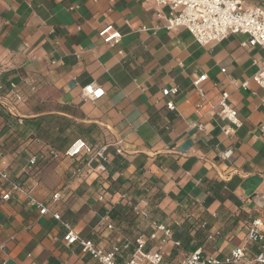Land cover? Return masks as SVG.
Returning a JSON list of instances; mask_svg holds the SVG:
<instances>
[{
    "label": "crops",
    "instance_id": "1",
    "mask_svg": "<svg viewBox=\"0 0 264 264\" xmlns=\"http://www.w3.org/2000/svg\"><path fill=\"white\" fill-rule=\"evenodd\" d=\"M168 12L155 0H0V95L16 82L26 96L12 114L0 107V171L42 202L63 193L56 219L22 194L3 199L0 180V264H98L66 244L65 223L109 250L150 235L154 219L172 227L166 259L178 264L198 246L227 253L251 218H264V89L252 81L264 47H244L247 35L201 45L184 27L167 30L158 14ZM108 25L121 33L117 43L99 34ZM201 73L204 96L192 84ZM90 84L100 98L83 94ZM173 87L177 94H163ZM223 91L242 121L229 137L218 114ZM64 117L73 123L67 146L47 133ZM78 139L108 146L107 173L72 175L76 160L65 151ZM231 145L234 159L223 161Z\"/></svg>",
    "mask_w": 264,
    "mask_h": 264
},
{
    "label": "built area",
    "instance_id": "2",
    "mask_svg": "<svg viewBox=\"0 0 264 264\" xmlns=\"http://www.w3.org/2000/svg\"><path fill=\"white\" fill-rule=\"evenodd\" d=\"M113 1V0H111ZM161 7H168L167 15L159 13L160 18H164V27L167 30H174L179 27L186 28L201 45H207L214 41H222L229 35H247V39L242 42L244 47L262 46L264 47V7L260 5H248L245 0H155ZM104 41L109 44L117 43L121 38V33L113 29V25H108L99 31ZM254 62H257L254 59ZM225 72V69H222ZM208 79L206 73H201L192 84L200 96H204V83ZM259 87L264 89V64L259 67L252 76ZM27 83V82H26ZM249 80L242 83L243 87H248ZM5 87L0 85V92ZM104 93L102 88L90 84L83 87V94L91 99L100 98ZM178 88L163 89L164 95L177 94ZM230 94L223 91L218 103V114L227 121L222 127L225 136L229 137L242 126V121L238 116V111L229 103ZM26 96L22 88L11 82L8 90L0 95V104L6 110L16 112V104L25 103ZM167 106L175 109L173 101H169ZM22 120H20L21 122ZM196 129L203 131L205 125L202 122L193 123ZM260 132L264 134V123L260 127ZM117 153L121 154L122 149L117 148ZM57 156L58 152L52 151ZM65 154L75 158L76 163L72 168V175L79 177L89 172L97 174L107 173V165L110 162V153L106 145H93L82 139L74 141ZM2 153L0 152V157ZM235 156V149L231 145L224 149L220 155L223 161L231 162ZM37 162V157H31L29 166L32 167ZM0 180L6 183L8 190L3 195V199H9L16 194H22L29 204L35 205L40 214L50 215L56 219H61V215L53 206L63 197L62 191H57L52 196V202L45 203L38 200L32 190L25 185L11 179L8 172L0 171ZM264 210V200L262 201ZM134 210L143 216H148L146 211L134 207ZM206 226V222L201 224ZM67 232L64 241L67 245L78 244L83 254L91 256L98 264H119L118 258L125 256L123 264H173L166 259L165 244L173 238V229L163 221H152V233L146 235L140 233L134 240L124 239L114 243L109 250L101 247L93 238L81 236L69 223H65ZM112 228V224L108 225ZM245 240L243 243L233 247L227 253L221 255L210 252L205 246H198L189 252L178 264H264V218L256 216L251 218L245 225ZM213 239V235L209 236ZM149 243L151 247L148 248ZM175 245H180L179 241H174ZM255 247V249L253 248ZM130 252V253H129Z\"/></svg>",
    "mask_w": 264,
    "mask_h": 264
},
{
    "label": "trees",
    "instance_id": "3",
    "mask_svg": "<svg viewBox=\"0 0 264 264\" xmlns=\"http://www.w3.org/2000/svg\"><path fill=\"white\" fill-rule=\"evenodd\" d=\"M4 90H5V89H4ZM0 107H1L2 109L5 110V108H3V107L1 106V104H0ZM6 111L9 112L10 114H12L10 111H8V110H6ZM18 119H19V117H18ZM37 120H39V122H38V124H39V123L42 122L43 117H40V118L37 119ZM55 123H56V122H55ZM72 124H73V123H72L68 118H65V117H64V118H63L62 120H60V122H58V124L56 125L57 128H58L57 133H56V132L54 133V129H52L51 126L48 127V129H47V133H49V134L52 136V138H53L54 140L59 139V138H63V139H64L63 141L66 142V146H67V144H68V142H69V135H70L71 133H73V125H72Z\"/></svg>",
    "mask_w": 264,
    "mask_h": 264
},
{
    "label": "rangeland",
    "instance_id": "4",
    "mask_svg": "<svg viewBox=\"0 0 264 264\" xmlns=\"http://www.w3.org/2000/svg\"><path fill=\"white\" fill-rule=\"evenodd\" d=\"M52 124H54V122H51ZM243 228V227H242ZM198 235H201V233L199 232Z\"/></svg>",
    "mask_w": 264,
    "mask_h": 264
}]
</instances>
